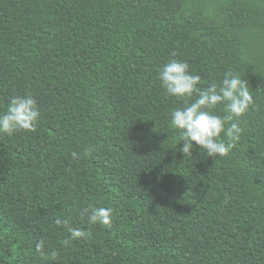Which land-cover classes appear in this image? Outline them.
Listing matches in <instances>:
<instances>
[{"label":"trees","instance_id":"1","mask_svg":"<svg viewBox=\"0 0 264 264\" xmlns=\"http://www.w3.org/2000/svg\"><path fill=\"white\" fill-rule=\"evenodd\" d=\"M171 58L248 85L226 157L180 151L183 102L155 79ZM28 92L36 130L0 135V264H264V0H0V111Z\"/></svg>","mask_w":264,"mask_h":264},{"label":"clouds","instance_id":"2","mask_svg":"<svg viewBox=\"0 0 264 264\" xmlns=\"http://www.w3.org/2000/svg\"><path fill=\"white\" fill-rule=\"evenodd\" d=\"M166 95L183 102L170 112V123L183 146L180 151L191 157L194 145L214 160L226 157L235 147L244 129L242 118L253 103L248 85L240 75L228 71L223 78L201 86V77L195 74L188 62L171 58L157 69L155 77ZM40 118L37 101L32 93L11 95L3 111H0V135L11 136L18 132H34ZM75 159L77 153L73 152ZM79 218L88 225L110 228L113 209L93 205L79 209ZM72 216L57 218L54 223L68 232L69 240L85 237L84 230L72 227ZM29 251H33L32 248ZM34 251L56 260L55 249L45 252V241L38 240Z\"/></svg>","mask_w":264,"mask_h":264}]
</instances>
